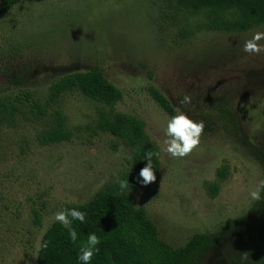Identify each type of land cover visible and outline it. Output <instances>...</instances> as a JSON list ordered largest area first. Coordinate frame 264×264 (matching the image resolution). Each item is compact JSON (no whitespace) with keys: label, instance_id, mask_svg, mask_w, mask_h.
I'll return each instance as SVG.
<instances>
[{"label":"rangeland","instance_id":"obj_1","mask_svg":"<svg viewBox=\"0 0 264 264\" xmlns=\"http://www.w3.org/2000/svg\"><path fill=\"white\" fill-rule=\"evenodd\" d=\"M214 17L191 0H22L0 15V98L15 109L0 123V264H35L56 212L133 172L130 149L95 127L109 110L141 119L160 149L156 181L128 194L162 240L180 246L234 223L200 264H264V206L254 208L249 195L262 178L255 152L264 156V53L242 51L264 23L230 31L213 27ZM91 68L122 91L112 109L77 90L49 100L57 78ZM151 86L174 115L203 121L190 155L164 151L171 116ZM185 95L191 103H181ZM55 110L70 137L44 143Z\"/></svg>","mask_w":264,"mask_h":264},{"label":"trees","instance_id":"obj_2","mask_svg":"<svg viewBox=\"0 0 264 264\" xmlns=\"http://www.w3.org/2000/svg\"><path fill=\"white\" fill-rule=\"evenodd\" d=\"M20 1L0 0V15ZM191 6L194 10H210L213 15L219 16L213 18V27L230 31H242L264 23V0H191ZM226 10L233 12L229 18L221 13ZM75 90L111 109L122 98V91L100 69L91 68L57 78L51 85L49 100L55 101L61 93ZM149 95L166 114L174 115L171 102L161 91L151 86ZM14 111L5 99L0 98V123ZM95 127L119 138L130 149L133 172L124 174L119 180H128L131 188L140 184L139 171L147 163L145 153L160 150L150 142L144 122L124 112L109 110L100 112ZM69 137L70 133L65 129V116L58 110L53 111L50 127L43 133L42 142H61ZM255 157L262 168L261 179H264V156L255 152ZM152 163L156 174L160 154L153 156ZM219 173L221 177L225 176L224 169H220ZM118 181L99 190L83 203L64 205L62 209L75 208L86 214L84 223L72 221L71 227L77 232V240L72 242L68 229L53 221L40 239L39 244L46 242L47 247H38L35 264H82L77 257L80 247L91 233L99 237L100 243L96 246L99 251L94 254L90 264H200L205 254L227 236L229 226H234V223H230L210 233L194 232L182 245L172 246L160 238L158 228L146 210L135 205L127 190H120ZM212 189L217 190V185ZM263 206L264 190L261 191V199L255 201L254 208ZM34 214V222L38 223V213L35 211Z\"/></svg>","mask_w":264,"mask_h":264},{"label":"clouds","instance_id":"obj_3","mask_svg":"<svg viewBox=\"0 0 264 264\" xmlns=\"http://www.w3.org/2000/svg\"><path fill=\"white\" fill-rule=\"evenodd\" d=\"M264 31H256L251 38L244 41L242 51L247 54H260L264 53ZM182 104L191 103V97L185 95ZM204 131L203 121H194L186 113L177 111L176 115L171 116L166 122L165 135L167 139L164 141L166 147L164 151L173 158H184L190 155L196 148L199 147L200 137ZM153 156H159V152H146L145 159L146 165L139 171L138 183L142 186H148L156 181V175L153 167ZM119 188L123 192L131 191V185L128 180H119ZM264 190V179L258 181L254 190L250 192V197L254 201L261 199V191ZM85 213L78 211L75 208L62 209L54 214V221L59 222L69 231V236L72 242L77 240V232L71 227L73 220H79L81 223L85 222ZM100 243L99 237L95 233L88 234L86 243L80 247L77 259L82 264H90L94 254L99 251L96 246ZM38 247H47V243L39 244ZM247 253H243L244 258Z\"/></svg>","mask_w":264,"mask_h":264}]
</instances>
